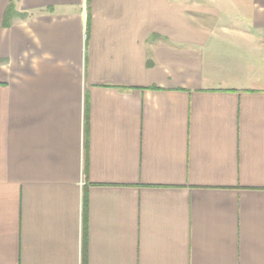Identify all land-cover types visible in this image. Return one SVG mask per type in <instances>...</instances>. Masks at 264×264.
Segmentation results:
<instances>
[{"label":"crops","instance_id":"1","mask_svg":"<svg viewBox=\"0 0 264 264\" xmlns=\"http://www.w3.org/2000/svg\"><path fill=\"white\" fill-rule=\"evenodd\" d=\"M0 264H264V0H0Z\"/></svg>","mask_w":264,"mask_h":264},{"label":"trees","instance_id":"2","mask_svg":"<svg viewBox=\"0 0 264 264\" xmlns=\"http://www.w3.org/2000/svg\"><path fill=\"white\" fill-rule=\"evenodd\" d=\"M14 15H15L14 6L13 4H11L5 16V23H4L5 26H9L11 24V20L14 17Z\"/></svg>","mask_w":264,"mask_h":264}]
</instances>
